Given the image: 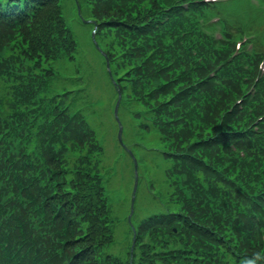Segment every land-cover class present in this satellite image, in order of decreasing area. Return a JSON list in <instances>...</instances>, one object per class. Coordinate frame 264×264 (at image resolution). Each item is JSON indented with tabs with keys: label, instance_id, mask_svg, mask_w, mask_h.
<instances>
[{
	"label": "trees",
	"instance_id": "16d2710c",
	"mask_svg": "<svg viewBox=\"0 0 264 264\" xmlns=\"http://www.w3.org/2000/svg\"><path fill=\"white\" fill-rule=\"evenodd\" d=\"M85 1L89 2L92 6L90 8L92 13H89L93 18L97 17L94 14L99 15L98 13H101V16L103 15L105 18L113 16L119 19V15H116V12L125 13L120 12L117 6L114 8L113 0ZM7 2L8 0H0V5H2L1 13L7 14L10 11L7 9ZM57 2L58 0H46L44 2L45 9L42 8L35 11L31 17L16 19L14 22L16 25H12L13 23L9 22V24L3 25V28L0 27V54L2 52L1 49H4L7 55L18 56L21 49L27 48L21 40V29H23L27 37L32 40V44L36 43L35 40L39 39L38 43H41V48L44 50L47 60H52L55 54L53 41L56 37L54 35L62 33V25H60L62 20L58 14ZM45 12H47V17L43 20L41 16ZM31 21L32 23L28 27L27 24ZM4 31L7 32L4 33ZM123 33L124 30L118 34L122 36ZM24 37L26 38V36ZM115 69L116 73L122 72L120 74L121 77H117L118 81L124 83L125 81L132 82L129 91L127 89V82L121 85V87L125 90V95L131 92V96L135 99L138 97L136 94L139 92L138 90H147V88L156 82V78L152 76L145 77L137 69L124 70L122 65L119 64L115 66ZM13 74L19 76L17 85L15 86V94L26 93V96L22 102L15 103L12 107L7 108L13 113L7 112V110L0 111V145L2 146L5 142L8 144L6 151L4 149L0 151V258H3V264H65L72 259V254L82 247H86L88 251L87 255L82 259L81 254L76 259H82V264H100V259L96 257V254L91 249L95 244L93 238L100 242L104 236V234H99L97 237L98 231L95 230L98 227L99 217L101 216L99 213L97 215L96 213H87L86 209L88 207L86 206L81 214H79L75 207L77 203L84 202L83 199L85 197L90 201L95 199L97 189L93 190V188L96 185H100L101 188L105 187L103 178L98 179L93 176L95 175L94 172L91 173L93 153L95 150H101L95 131L88 130L90 133H87L84 130V136L87 139L84 137L82 139L77 138L81 141L82 147L86 146L89 150L81 157L82 165L78 172V179L91 189L84 188L80 190L77 188L78 186L67 187L63 170H60L57 166L44 163L39 153H42L41 149L46 146V141L42 140L41 136L43 139L49 140L52 145L56 143L64 146L65 144L62 143L60 136L67 134L69 131L68 127H71V125L65 126L63 130L61 127H58L57 121H54L49 110H46L49 100L47 97L46 101L42 100V95H38L39 93L33 78L35 73L26 70L22 71L20 75L13 72L8 75ZM203 83L202 86L212 89V103L209 104L211 112L218 105H222L226 100L229 101L231 99L230 95L226 96L219 90H215L217 87H213L214 85L211 84L210 79ZM178 93L180 95L181 92L179 91ZM169 94L168 97H172V95L176 97L175 94L170 92ZM35 105L38 108L32 114L33 111L30 106ZM221 109H218L219 111L215 114L212 123L205 121L200 115L197 116L198 119L195 117V121L191 123H198L201 120L206 122L204 130L207 132L210 126L216 127L217 118L222 112ZM194 114L195 111L191 110L190 112L179 114V116H163L161 127L165 132L164 139L168 141L169 146L177 144L183 150L179 154L185 156V161L195 158V154L202 156L204 159H209V157L217 158V154H212L213 148L206 141L209 133L205 134L201 132L195 135L188 132L191 125L190 120H193ZM41 116L44 123L39 128L36 127L39 133L37 138L32 141V134L29 131L41 119ZM59 117L60 119L67 118L61 115ZM64 123L70 124L68 119ZM18 131L19 137L16 136ZM228 139H230V135L220 133L219 137L213 138L211 142L212 144H219ZM27 149H31V151ZM256 150L258 153L264 155V149L256 148ZM223 155L221 158L227 160V162L222 161L220 165L213 162L211 164L213 178L217 182L227 185L232 190V193L239 196L242 203L245 204L247 201L251 205L252 201L246 198V194L242 193V183L247 185L248 182L241 175L237 177L236 173L238 171L236 172L234 168H237V166L242 167V173L249 170L254 174V171L233 152H225ZM179 159L183 160L180 157ZM52 163H56V161L52 160ZM230 163L232 166L229 165ZM224 166L228 167L227 176L221 171ZM51 167L54 174H51ZM55 176H58L59 180L54 181V186L52 187L50 179H53ZM201 189L205 190V188ZM208 189L211 191V196L218 192L217 189L212 187H208ZM37 207L39 210L35 209ZM80 215H84L85 219L93 222L92 228L81 225L83 221H81ZM41 221H44L46 224ZM109 233L110 230L105 233L106 238L109 236ZM232 235L236 239V246H238L240 244V236L236 232L232 233ZM7 238L8 244L4 241ZM62 240H64L65 244L64 251L61 249L60 241ZM259 243L260 241L252 245L245 243L241 245L243 247L238 246V249L244 251L246 256H238L233 260L245 263L247 260H253L254 264H262L264 258L261 256H258V258L256 252L247 254L253 251L254 248H257ZM35 253H38L40 256L36 257Z\"/></svg>",
	"mask_w": 264,
	"mask_h": 264
},
{
	"label": "rangeland",
	"instance_id": "374dc122",
	"mask_svg": "<svg viewBox=\"0 0 264 264\" xmlns=\"http://www.w3.org/2000/svg\"><path fill=\"white\" fill-rule=\"evenodd\" d=\"M70 5L75 6L74 2H71ZM91 27L92 26L89 27V30L91 29ZM88 41L90 44L89 38H88ZM98 56L100 58V60L98 61V64L95 62L93 63V66L91 67H88V66L84 67L83 63L75 57L73 58L74 59L73 61H70L66 58L60 59L59 69L62 72V77H60V79L57 81V86H58V89L68 88L71 90H77V92L82 93V95L80 96H78V94L76 95L73 93H69V98H67V101H66V104L68 105V107L66 109L68 111L75 109L74 112H77V115L80 116V118L82 117L81 114L86 116V118H89V120L87 121H89L91 126H96L99 128L97 129L98 132L100 133L99 140L101 142H104V138H106L105 145L103 143V146H104L103 148L107 149L108 147L109 150H108V153L106 154L103 153L102 158H101V161H102L101 164L104 165V172L108 170V174L110 177L109 183L111 184L113 188H119V191L122 192L125 198V202L127 203L129 202L128 200L129 195L131 196V194H128V191L130 190L129 188L130 175L132 174L130 172L132 170L133 165H132L131 159L128 160L125 154L122 153V151L120 154L117 153L115 157L114 154L111 153V149L108 146V141L110 140L111 137H110V134L107 133V132H110L107 128V125L110 124L111 131H115V127L112 126L111 122L109 121V117H111V114L113 113V104H114L113 97H115V92L113 91L111 87L110 81L107 80V76L105 75V72L101 71L100 69L102 67V64L105 63V59L101 57L99 54ZM53 64L55 65V62ZM73 68H75V70H77L78 73L72 71ZM94 69L97 70V72L99 70L101 71L102 77L105 78L106 81H108L111 89L106 83L104 84V81H101L99 78L93 79L94 83H93L92 89L91 88L88 89L86 84L84 85V88L80 90L76 89L77 87H80L81 83L84 84L87 81H89L92 84L93 82L92 75H93ZM79 73L80 75H76ZM164 77L166 78L167 76H164ZM54 82L56 83V80ZM126 82L127 81H125V83ZM3 86L0 83V96L5 91V87L3 88ZM131 86H132V82H127L128 91ZM105 87L107 89H105ZM72 96H76V98L74 99ZM90 103H94L96 105L91 106ZM36 108L37 106H32V111H33L32 114L34 113ZM201 114H203V112ZM208 117H210V115H208ZM128 122H129V118L126 123ZM129 136L130 135L126 137L131 138ZM158 136L159 135L157 134L156 129H152L150 130V132H143V134L137 135V138L138 139L140 138L141 140L149 144L152 143L153 145L159 147ZM71 137H73L72 132L67 133V135L64 138L66 139V141H69L68 138H71ZM97 156L101 157V155H99L98 153H97ZM160 156L161 154H158L157 156H155L154 163L157 164L155 170L160 169V164L162 163ZM65 157H66V162L69 163V166L66 167V169L69 170L68 171L69 180L73 178L78 179V174H79L78 172L80 170V166L78 165V163H80L78 162V160L80 159L79 156L76 155V157L72 159L68 156H65ZM163 163L165 167L170 164L168 159H164ZM145 175L149 180L155 179V174L153 173L151 174V172L147 169H145ZM156 183L158 185H155L154 189L157 191H160L162 189V183L158 181H156ZM149 191H151L150 188H149ZM138 193H139V198L136 203L137 205L136 213L140 212V207L141 208L147 207L146 208L147 210L153 209L152 206H149V204H147L148 188L144 182L141 184V187ZM226 201H229V199ZM110 206H112V211L114 213H117L120 210V207L122 206L121 200L117 198L116 195H113L111 198ZM148 214H151V213H147V215ZM124 230L125 228H121L120 231H124ZM117 243L118 242H116L115 245ZM118 244L120 246H123L120 243Z\"/></svg>",
	"mask_w": 264,
	"mask_h": 264
}]
</instances>
